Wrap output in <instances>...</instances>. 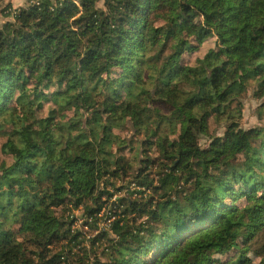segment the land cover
<instances>
[{"label":"trees","instance_id":"obj_1","mask_svg":"<svg viewBox=\"0 0 264 264\" xmlns=\"http://www.w3.org/2000/svg\"><path fill=\"white\" fill-rule=\"evenodd\" d=\"M32 2L0 13V264H264V0Z\"/></svg>","mask_w":264,"mask_h":264},{"label":"rangeland","instance_id":"obj_2","mask_svg":"<svg viewBox=\"0 0 264 264\" xmlns=\"http://www.w3.org/2000/svg\"><path fill=\"white\" fill-rule=\"evenodd\" d=\"M9 0H6V2L4 3L3 6H5V4L10 3L8 2ZM3 6H1L0 8V13L1 10L4 8ZM5 12V10H4ZM1 17V16H0ZM214 47H216V39L215 37L213 38H209L204 40L202 43H199V45L196 47V49L192 50V51H187L184 54V59H185V63L186 64H191L193 65L195 63V61L198 58H202L205 56V54L210 50L213 49ZM252 85V86H250ZM249 85V90H247V92H245L244 94H242V100H243V115H242V119H241V125L245 128H250L253 126H258V125H264V108H262L260 105L263 101V99L261 98H257L255 96V94L253 93V84ZM55 91V87L51 86L49 87V90L47 92L51 93ZM53 104L51 101H46L44 108L42 109V116H45L48 112L49 107H51ZM170 124L167 125V128L169 127ZM224 131V128L215 123L213 120H210V131L209 133L211 135H220L222 134ZM114 133L118 134L121 137H133V132L131 131V129L128 127H125L124 129H114ZM208 141L207 137H203L201 139V144L202 145H206ZM134 147L135 150L138 148H141L140 144L138 143V141L134 142ZM126 155L129 156L131 155V152L129 149L126 150ZM148 154L152 157H157L158 155V151L155 149V147H152L149 149ZM135 185L132 184L130 186V189L134 188ZM128 193V191H124L123 194L126 195ZM75 215L80 217V212L75 211ZM81 224V220L79 219L75 224H74V228H81L82 225ZM107 225H101V227H104ZM86 228V227H85ZM87 231V235L89 236L88 238H92L94 236V231L91 230L90 228H86ZM244 243L240 240L239 241V247H243ZM102 249V248H101ZM101 249H99V251H101ZM80 251L79 247H77L76 249H74V251L76 252ZM237 253V249L235 250H231L230 252H228L227 254H223V255H217L216 257H214L211 260V264H227V261L229 260L230 256H235ZM249 257L252 258V260L254 261V263H259L260 259L258 257H256L255 255H253L252 252H248L247 254Z\"/></svg>","mask_w":264,"mask_h":264},{"label":"crops","instance_id":"obj_3","mask_svg":"<svg viewBox=\"0 0 264 264\" xmlns=\"http://www.w3.org/2000/svg\"><path fill=\"white\" fill-rule=\"evenodd\" d=\"M30 1L31 0H9L8 2L12 4L13 9H17L21 6L27 5Z\"/></svg>","mask_w":264,"mask_h":264},{"label":"built area","instance_id":"obj_4","mask_svg":"<svg viewBox=\"0 0 264 264\" xmlns=\"http://www.w3.org/2000/svg\"><path fill=\"white\" fill-rule=\"evenodd\" d=\"M32 3H34V4H39L38 0H33ZM6 11H11V12H12V15H15L16 12H17V9H13V8H12L11 10L7 9ZM86 228H87V227H86Z\"/></svg>","mask_w":264,"mask_h":264}]
</instances>
